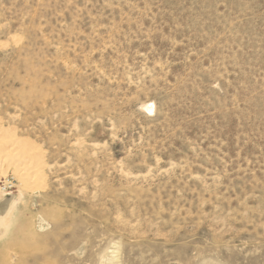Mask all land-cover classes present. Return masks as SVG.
Returning <instances> with one entry per match:
<instances>
[{
  "label": "rangeland",
  "instance_id": "rangeland-1",
  "mask_svg": "<svg viewBox=\"0 0 264 264\" xmlns=\"http://www.w3.org/2000/svg\"><path fill=\"white\" fill-rule=\"evenodd\" d=\"M7 178L0 264H264V0H0Z\"/></svg>",
  "mask_w": 264,
  "mask_h": 264
},
{
  "label": "bare ground",
  "instance_id": "bare-ground-1",
  "mask_svg": "<svg viewBox=\"0 0 264 264\" xmlns=\"http://www.w3.org/2000/svg\"><path fill=\"white\" fill-rule=\"evenodd\" d=\"M0 198H2L0 200V234H2L8 229L6 219L10 218V216L14 214V207H17L21 203V197L18 195L15 197L3 198L0 195ZM47 226L48 225L45 223V221L40 218V222L38 223L39 230L44 231Z\"/></svg>",
  "mask_w": 264,
  "mask_h": 264
},
{
  "label": "built area",
  "instance_id": "built-area-1",
  "mask_svg": "<svg viewBox=\"0 0 264 264\" xmlns=\"http://www.w3.org/2000/svg\"><path fill=\"white\" fill-rule=\"evenodd\" d=\"M15 189L14 180L12 178L2 179L0 181V191L3 193H11Z\"/></svg>",
  "mask_w": 264,
  "mask_h": 264
}]
</instances>
